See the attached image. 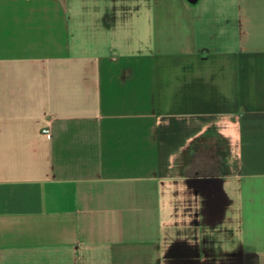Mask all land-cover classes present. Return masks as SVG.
I'll list each match as a JSON object with an SVG mask.
<instances>
[{"label":"crops","instance_id":"obj_1","mask_svg":"<svg viewBox=\"0 0 264 264\" xmlns=\"http://www.w3.org/2000/svg\"><path fill=\"white\" fill-rule=\"evenodd\" d=\"M0 264H264V0H0Z\"/></svg>","mask_w":264,"mask_h":264},{"label":"water","instance_id":"obj_2","mask_svg":"<svg viewBox=\"0 0 264 264\" xmlns=\"http://www.w3.org/2000/svg\"><path fill=\"white\" fill-rule=\"evenodd\" d=\"M190 3H196L198 0H188Z\"/></svg>","mask_w":264,"mask_h":264},{"label":"built area","instance_id":"obj_3","mask_svg":"<svg viewBox=\"0 0 264 264\" xmlns=\"http://www.w3.org/2000/svg\"><path fill=\"white\" fill-rule=\"evenodd\" d=\"M46 132H47V130H46Z\"/></svg>","mask_w":264,"mask_h":264}]
</instances>
